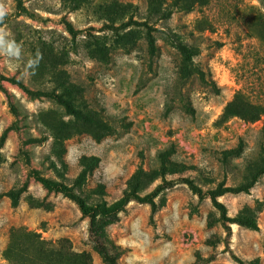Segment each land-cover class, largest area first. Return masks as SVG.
I'll return each instance as SVG.
<instances>
[{
	"label": "rangeland",
	"instance_id": "obj_1",
	"mask_svg": "<svg viewBox=\"0 0 264 264\" xmlns=\"http://www.w3.org/2000/svg\"><path fill=\"white\" fill-rule=\"evenodd\" d=\"M0 2V264H106L75 194L122 264H264V0Z\"/></svg>",
	"mask_w": 264,
	"mask_h": 264
},
{
	"label": "trees",
	"instance_id": "obj_2",
	"mask_svg": "<svg viewBox=\"0 0 264 264\" xmlns=\"http://www.w3.org/2000/svg\"><path fill=\"white\" fill-rule=\"evenodd\" d=\"M175 2L179 3L181 7L187 10H192L193 8H195V5L204 6L207 5L210 2V0H175ZM153 13L154 14L162 13L160 14V16L162 17L161 19L163 18L167 19L172 16L173 8H165L164 10H162L161 8L154 7ZM151 17L152 16L148 17V20ZM145 24H147L150 28V30L147 33L149 52L150 54L155 55L158 52L157 37L155 34H153L152 30L156 28H154V26L149 24V22L147 21L145 22ZM173 44L179 49L186 62L192 60L196 54V50L192 46L181 40L180 38L175 39V41H173ZM242 95L243 94L236 95L234 103L237 102V100L241 98ZM58 98L64 104L67 111L71 115L83 120L90 119L89 112H87L84 109H80L71 99L67 97H63V95H59ZM262 107L264 109L263 105ZM169 109L171 108H168V110ZM240 151L241 148L238 151H236V154H239ZM225 155L227 156V153ZM85 175H86L85 171L81 172L78 175L75 181L76 186H81L83 184ZM44 182L46 183L47 186L51 188L56 186L57 188L61 189L62 187H64L61 186L58 182H52L46 178H44ZM13 195L15 198L18 199L19 194L17 192H13ZM75 197L80 202L83 210L90 215V232H91L90 239L93 243L94 248L101 256L102 260L106 264H122L119 261L118 254L110 247V245H108L107 241L105 240V233H104L106 225L119 220V215L117 214V212L112 210L98 211V209L94 206L91 207L87 206L86 198L84 196L75 194ZM236 221L239 224L244 225L251 229H258L259 227L257 221L247 214L239 218H236ZM83 256L86 257L87 254L83 253ZM240 263L247 264L244 261H240Z\"/></svg>",
	"mask_w": 264,
	"mask_h": 264
},
{
	"label": "clouds",
	"instance_id": "obj_3",
	"mask_svg": "<svg viewBox=\"0 0 264 264\" xmlns=\"http://www.w3.org/2000/svg\"><path fill=\"white\" fill-rule=\"evenodd\" d=\"M9 9L3 2H0V22H2L6 15H8ZM7 33L3 28H0V54L9 58L20 59L22 49L21 46L12 39H6ZM42 54L37 51L34 58L27 60V67L35 72V69L39 67V63L42 60Z\"/></svg>",
	"mask_w": 264,
	"mask_h": 264
}]
</instances>
